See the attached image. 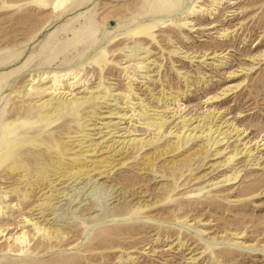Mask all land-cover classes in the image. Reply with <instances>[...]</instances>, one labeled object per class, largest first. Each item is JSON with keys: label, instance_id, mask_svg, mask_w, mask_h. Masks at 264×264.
<instances>
[{"label": "rangeland", "instance_id": "obj_1", "mask_svg": "<svg viewBox=\"0 0 264 264\" xmlns=\"http://www.w3.org/2000/svg\"><path fill=\"white\" fill-rule=\"evenodd\" d=\"M145 1L0 0V113L27 120L54 95L16 92L67 72L66 97L101 98L46 129L56 147L28 158L26 173H0V264H264V0H183L174 18L195 10V26L167 22L134 43L118 27ZM90 19L106 26L83 57L68 39ZM214 55L226 57L193 59Z\"/></svg>", "mask_w": 264, "mask_h": 264}, {"label": "bare ground", "instance_id": "obj_2", "mask_svg": "<svg viewBox=\"0 0 264 264\" xmlns=\"http://www.w3.org/2000/svg\"><path fill=\"white\" fill-rule=\"evenodd\" d=\"M38 2H40V0H33L32 3L36 4ZM143 8H144V13L143 14H137L136 19L132 20L127 25H122V26L118 27V30L123 29V28H127V32L125 34H123V36H122L123 38H127L128 40H132L134 43L144 42L145 40L153 39V35H152L151 32L154 29H156L157 27H160L159 25H164L167 22H171L172 24L179 23V26H182V27H185V26L192 27L193 25L195 26V24H193L192 21H189V16L193 15L195 10H193L191 13H189L188 15H186V16L178 19V20L174 18V16H179L178 14L181 11L184 10L183 0H146ZM150 18H153L154 20L153 21H149ZM165 18H167L166 21L165 20H160V19H165ZM105 26H106V24H99L94 19H90L89 23L85 26V28H80L78 30L72 31L73 37L68 39L69 47H72V50L77 51V49L82 46L83 49H84V52H83V55H81V56L84 57V55H90L92 52H94L99 47V45H100L99 44V37H100L99 34H100V31L103 28H105ZM194 29H196V30H194ZM194 29H193V31H199L200 30V28H197V27H195ZM85 40H88V44L89 45L87 44V46H84V41ZM119 40H117V38H115L114 40H112V43L114 44L116 41H119ZM68 48L66 47V49H64V50L67 51ZM143 49H144V51L146 53H149V49L147 47L146 48L144 47ZM77 52H79V50ZM182 54H187V52L182 53ZM228 54L229 53H227L226 55H228ZM226 55L225 56H223V55H219V56L214 55V56H212L210 58L202 59V60H199V61H197V58H199V57L194 56L193 59L194 60L196 59L194 62L202 63V62H204L206 60H215L216 58H220V60L221 59H225ZM107 57H108V51L107 50H102L96 56V58L94 59V62L97 65H99L102 70H104V67H106L110 63V60ZM187 57L189 59V57H192V54H189ZM204 57H206V56H204ZM214 65H215L216 68L217 67L220 68V67H223L225 65V63L220 61L218 64L214 63ZM142 66H143V64H141V67ZM211 66H213V65H211ZM69 75H74L75 76V73L67 72V73L62 74V75H57L56 74L55 76H53L51 78L52 80L54 79V84L49 89L44 88V89H40V90L33 88L34 87V81H36L35 78H33L32 80L28 81V82H30V84H28L27 86H24V90L16 92L19 96H23L24 93L27 91V88L29 86H31L30 90L38 92L37 94L42 93L43 98H44V96H46L48 94L47 92L49 90L52 91L50 93V95H52V94L54 95L53 98L45 99V100L43 99L39 104H37L34 107H32V109L33 108L36 109V112L35 113L31 112L30 115L27 117V120H21L19 118L13 119V118L10 117V114L8 112H6V110H4V109H3V112L0 113V173H2L3 170L10 164H12L14 166V168H16V169H20V170L23 169V171L26 173V168H27L26 160H28V158H30V157L34 156L35 154H37L39 149L41 147H43V146H45V147H47L49 149H52L53 147H56L55 143L52 140V138H53L52 134L49 133V131L48 132L47 131L44 132L46 129H48L49 127H51L52 125H54L58 121H62V122L65 123V122H68V120H71V119H78L80 114L87 107H92L97 101H99L101 99L100 96H95V94L97 92L92 93L90 97H82L81 96V97L78 98L76 95H73V97L71 99H69V97H66L67 95H69V93H66L64 91L65 89H62V88H58L57 89V85H58V83L63 82L64 81L63 79L66 76H67V79H68ZM74 78H76V76ZM231 90H232V88H231ZM70 92H72V91H70ZM221 92L222 93L220 95H225V93L228 92V90L224 89ZM218 97H219V95L213 96V97L207 99V102H210V101H212V100H214V99H216ZM212 115L214 116V114H212ZM154 119H153V121H154ZM158 120H159V118H158ZM38 125H42L43 129L39 130L38 128L41 127V126H38ZM163 125H164V123L161 124V125H158L159 129L162 128ZM34 126L38 127L37 131L34 132L35 135H30L28 133L27 136H25V137L23 136V137L19 138L20 134H21V133H19L20 130L25 129V133H26L30 129L35 128ZM234 128H235V126H234ZM215 131H216V129H215ZM234 131H236L237 133L240 132V130L238 131V129H234ZM111 135H113V134H111ZM220 136H221V134H220ZM131 142H132L131 140L128 141V142L122 141L120 145L123 146L122 147V149H123L124 146H127ZM124 149H126V148H124ZM238 152H240V151H238ZM251 152L252 151H250V153ZM189 158H192V157H189ZM8 162H10V163H8ZM186 162H188V161H186ZM6 163H8V164H6ZM183 163H185V161ZM85 166L86 165H84V164L79 165L78 166L79 167V171L82 172L81 170H83ZM25 177H27V175H25L24 178ZM227 177H231V176H227ZM205 190H206V188L204 186V188L199 189L198 193L201 194ZM134 210H136V209H134ZM2 214L3 213H2V208H1L0 209V218H1ZM178 221H179V219H178ZM180 221H182V219ZM33 230H37L38 233H47L48 232L45 228L40 227V225L37 226V224H35V229H33ZM0 231H1V229H0ZM28 237H29V232L22 231V232H20L17 235V238H14L13 240L17 244H19L20 246H23L24 244L27 243Z\"/></svg>", "mask_w": 264, "mask_h": 264}]
</instances>
